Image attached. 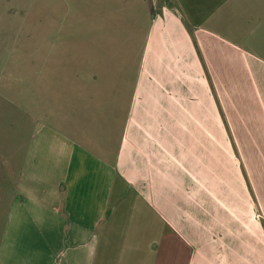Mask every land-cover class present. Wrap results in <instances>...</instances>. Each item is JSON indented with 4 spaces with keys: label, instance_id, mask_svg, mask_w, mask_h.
<instances>
[{
    "label": "crops",
    "instance_id": "1",
    "mask_svg": "<svg viewBox=\"0 0 264 264\" xmlns=\"http://www.w3.org/2000/svg\"><path fill=\"white\" fill-rule=\"evenodd\" d=\"M258 7L143 0L131 54H24L41 64L23 86L38 115L13 185L0 187V264H264V210L242 218L236 199L210 198L207 147L210 122L222 140L231 124L238 176L264 202V56L240 47ZM24 64L9 68V90ZM248 124L255 145L244 132L242 149Z\"/></svg>",
    "mask_w": 264,
    "mask_h": 264
},
{
    "label": "rangeland",
    "instance_id": "2",
    "mask_svg": "<svg viewBox=\"0 0 264 264\" xmlns=\"http://www.w3.org/2000/svg\"><path fill=\"white\" fill-rule=\"evenodd\" d=\"M260 1L256 0L257 4ZM148 2L152 6L155 4V0ZM142 5L143 0H0V187L7 186L8 183L10 189L13 185L23 163L32 122L38 115L35 105L31 103L37 99L32 96V92H25L23 86H32L29 70H40L41 64L30 55H27L25 61L23 52L45 56L46 51L67 52L77 49L86 54L92 50L125 51L131 54L138 43V37L132 33V28L138 27L143 18L139 9H142ZM257 14L259 18L250 22L255 38H246L240 47H249L251 51L253 49L264 56V11L258 7ZM91 38H96L95 44L90 42ZM74 39L76 41L72 43ZM21 62H25L26 66L20 76L25 82L21 87L17 85L14 92L9 90L8 76L12 75L9 68H15L11 65L19 66ZM248 125L242 131L239 127L238 142L242 149L250 146L244 140V132L250 131L255 145V127L253 124ZM231 127V124L225 122V136L222 140L219 125L211 122L208 124L210 198L221 197L227 205L236 199L238 204L235 210L241 213L242 218L245 213H253L256 205L260 216L264 210L263 199H258L261 198L258 191V197H255V189L249 185L247 178L242 180L238 176L237 166H240L245 177L244 157H241L240 162L239 158L233 156V151L236 150ZM256 147H264V142H257ZM255 158L257 167L264 163L263 156L255 155ZM5 204L6 199L1 198L0 228L4 220L2 210ZM248 220L247 218L245 222Z\"/></svg>",
    "mask_w": 264,
    "mask_h": 264
},
{
    "label": "trees",
    "instance_id": "3",
    "mask_svg": "<svg viewBox=\"0 0 264 264\" xmlns=\"http://www.w3.org/2000/svg\"><path fill=\"white\" fill-rule=\"evenodd\" d=\"M46 43H48V42H46ZM58 52H60V51H46V53H45V58H47L46 59V62H48V63H53V62H55V60H53L54 58H52L53 57V55H55V54H57ZM24 54H27L28 52H23ZM37 55H41L42 57L44 56V55H42V54H37Z\"/></svg>",
    "mask_w": 264,
    "mask_h": 264
}]
</instances>
